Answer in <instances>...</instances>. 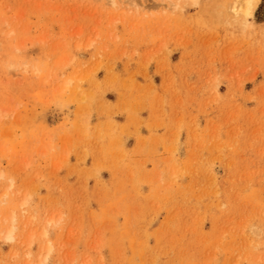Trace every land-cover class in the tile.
I'll use <instances>...</instances> for the list:
<instances>
[{
    "label": "rangeland",
    "instance_id": "1",
    "mask_svg": "<svg viewBox=\"0 0 264 264\" xmlns=\"http://www.w3.org/2000/svg\"><path fill=\"white\" fill-rule=\"evenodd\" d=\"M230 3L0 0V264H264V0Z\"/></svg>",
    "mask_w": 264,
    "mask_h": 264
},
{
    "label": "bare ground",
    "instance_id": "2",
    "mask_svg": "<svg viewBox=\"0 0 264 264\" xmlns=\"http://www.w3.org/2000/svg\"><path fill=\"white\" fill-rule=\"evenodd\" d=\"M163 1H167V0H163ZM187 1L191 2L194 6L198 4V0H187ZM261 2L262 0H233V1L231 0L229 10L231 12L233 22L236 25L243 28L244 30L251 29V28H260L261 26L255 25L253 23V20H254V15L257 9L259 8ZM130 4L133 5L134 8H141L139 4H136L134 2H131ZM112 5L117 8L120 7V5L117 2H112ZM140 5L142 6V9L147 8L145 7L144 3H141ZM89 47H91V45ZM72 83H73V80H69V82L67 83V86L70 87ZM65 90H67V88H65ZM2 180H3V176L0 174V181ZM1 198L5 200V203H6L7 200L10 198V195L7 192H5ZM27 206H28L27 201H24L20 205V209L24 210ZM18 221H19L18 213L16 210H14L10 215H8L2 221V223H4L6 226V230L4 232H0V235L3 236L6 242L13 243L18 240V237H17L19 233L18 228H17ZM53 225H55V223L53 222L48 224L49 227ZM46 235L47 234L45 231L41 235V238H45ZM34 242H35V236L30 237L27 247L30 248ZM53 251H54L53 244L49 242L46 246L45 255L42 258L41 257L39 258L37 264H48V262L50 261V256L53 253Z\"/></svg>",
    "mask_w": 264,
    "mask_h": 264
}]
</instances>
